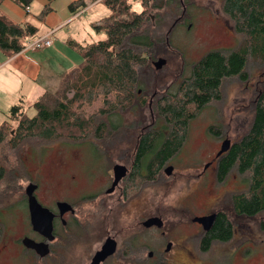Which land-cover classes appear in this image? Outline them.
I'll list each match as a JSON object with an SVG mask.
<instances>
[{
	"label": "trees",
	"instance_id": "obj_1",
	"mask_svg": "<svg viewBox=\"0 0 264 264\" xmlns=\"http://www.w3.org/2000/svg\"><path fill=\"white\" fill-rule=\"evenodd\" d=\"M10 1L27 11L34 0ZM52 1L44 0L42 16L51 10ZM101 1L109 14L92 26L104 32V38L91 42L67 38L66 45L81 57L80 63L67 70L54 91L45 90L29 105L34 114L26 112L23 98L5 112L6 118L0 122V199L23 188L20 182L25 175L20 174L21 167L27 174L25 178L30 176L23 160H19L20 168L13 167L9 152L30 140L97 147L118 131L120 113L146 104L142 81L153 59L170 44L169 34L177 24V11L183 1L133 0L139 1L140 10L133 9L132 0ZM85 6L84 0H77L69 4V9L75 14ZM221 7L240 41L232 48L207 50L191 64L189 74L179 80L173 91L168 89L152 101L155 119L139 134L132 168L140 176L142 188L156 181L179 154L190 122L200 110L222 98L224 81L232 77L245 79L247 63L264 59V0H222ZM38 35L35 24L13 22L0 10L3 55L10 57L20 52ZM261 85L249 127L218 161V182L233 171L244 176L241 179L245 187L231 196V212L237 217L252 218L264 212V82ZM207 131L213 136L220 134L214 125H209ZM142 188L130 182L129 192L135 195ZM4 231L5 224L0 221V242ZM232 238L233 224L220 210L198 247L207 252L214 242L226 243Z\"/></svg>",
	"mask_w": 264,
	"mask_h": 264
},
{
	"label": "rangeland",
	"instance_id": "obj_2",
	"mask_svg": "<svg viewBox=\"0 0 264 264\" xmlns=\"http://www.w3.org/2000/svg\"><path fill=\"white\" fill-rule=\"evenodd\" d=\"M182 1L183 5L177 11V24L173 26L169 34L170 44H167L161 53L153 59L156 61L158 58H163L165 63L156 68L151 62L150 69L146 70L144 81H142L145 94H147L144 107L140 108L135 105L133 109L128 108L120 113L121 115L117 117L120 123L118 131L113 136L101 140V146L72 144L64 141L48 143H38L35 140L27 141L17 150L7 154L13 167L20 168L22 160L27 173L35 174L37 168L42 167L43 175L46 178L52 177L53 190L58 191V194H60L61 187H64L65 184L68 186L66 183L68 175L74 173L79 178V186L74 188L73 192L84 190L83 194H91L103 189L104 185H101V179L103 178L102 173L106 169H111L115 163L129 164L139 134L155 119L151 103L166 90L173 91L179 80L189 74L191 64L207 50L220 47L232 48L240 41L239 35L232 29L231 20L222 10V0ZM131 2L133 9H141L139 1L132 0ZM55 3L58 2L53 0L51 7ZM43 5L44 0H34L28 8V12L31 13L29 17L33 24L46 29L47 26H52L50 24H55L59 11H50L42 16ZM108 14L109 9L101 0L93 2L84 11H80L69 20L67 25L54 28L56 29L52 34L54 45L49 50L55 52L61 61L76 60L73 65L76 66L80 63L81 57L65 44L66 39L71 37L80 42H91L104 38V32L96 31L92 24ZM169 21L172 22L171 19H168ZM10 65L4 67L0 72L4 73L6 77L8 74L12 75L17 84L21 75L15 66ZM60 69L56 70L59 72ZM245 75L246 78L243 80L236 77L226 79L223 84L222 98L203 107L193 118L185 144L179 154L168 163L173 167L170 174L163 172L156 181L145 184L140 195H133L127 202L124 211L123 206L116 200L118 194L111 195L112 198L108 199V207L104 214L109 216L107 231L109 230L110 234L122 227L124 229L116 235L118 238L125 236L126 233L130 235V233L140 231L141 224H137L138 218L154 212L163 219L165 224L164 230L167 238H163V241L176 239L185 247L177 254L173 253V260L177 264H199L193 260L191 255L193 243H190L192 238L189 239L190 237L187 236L192 230L183 226L177 228V223L184 222L195 213H203L210 208L220 209L226 212L233 224V238L226 243L213 244L210 251L204 256L211 259L213 264H264V212L252 218L237 217L231 212L232 193L245 187L246 183L243 184L241 179L244 176L238 175L235 179L234 173H231L222 184L216 186L213 185L212 175H206L207 180L203 185H200L196 177L201 166L197 163L200 159L205 161L203 158H210L223 136L226 135L228 139H237L249 127L252 120L253 102L262 87V82H264V59L250 60L246 65ZM1 76L2 74L0 79ZM58 83L56 82L50 90L54 91ZM32 87L26 83H23L21 87L23 89L21 94H23L27 107L26 112L29 115L35 112L34 108L29 105L38 96L32 93L34 90ZM1 106L0 122L6 118L4 112L10 105ZM209 125H214V129L220 134L218 136L209 135L207 131ZM168 164L167 166H169ZM81 171L94 179L86 181L87 178L80 175ZM20 174L27 176L22 167ZM25 177L23 176L20 182L23 187L21 191L13 193L8 198L0 199V208L3 206L13 207L12 204L20 199L27 184ZM212 186L213 188H211ZM111 207H114V211L108 210ZM19 211L20 209L14 208L13 213L4 210L0 214V221L5 224V231L0 242V264H42L39 259L35 263L34 259L27 260L16 257L18 248L13 241L16 235L21 232V213ZM112 217H114L115 223ZM100 225L101 221L98 222L99 227L94 228L96 234L93 233L85 240L71 244L70 254L75 257L76 262L79 260L77 264L85 263L81 256L82 253L86 254L88 251L98 248V245L102 243L105 228L104 225L103 227ZM142 232L141 236L148 249L150 248L149 250L159 251L158 249L164 246L166 241L160 245L162 238L157 229L148 228L143 229ZM167 256L170 258L171 253H168ZM131 258L130 260H132ZM148 260L149 264H154L153 258ZM107 264L110 263L107 262Z\"/></svg>",
	"mask_w": 264,
	"mask_h": 264
},
{
	"label": "flooded vegetation",
	"instance_id": "obj_3",
	"mask_svg": "<svg viewBox=\"0 0 264 264\" xmlns=\"http://www.w3.org/2000/svg\"><path fill=\"white\" fill-rule=\"evenodd\" d=\"M226 138V135L222 137V139L218 142L217 148L209 159L203 158V160L205 161H202L200 159V161L197 163V165L201 164V168L199 167V171L196 173V177L200 182V185L205 184L207 180L206 175H212L213 185L215 186L222 184L227 179L226 178L221 182L217 181L218 161L221 156H224L227 153L226 151H224L221 154L217 155V152L220 150L222 141ZM233 142L234 140L230 139V146ZM134 155L135 151L130 159L129 164L115 163L111 166V169H106V171L102 173L103 178L101 179V185H104L103 189L95 191V193L93 192L91 194H83L84 190L73 192L74 188L79 186V178L74 173L68 175V178L66 177L68 179L66 181L68 186H66L65 184L64 187H61V189L59 190L60 194H58V191L53 190L51 180L52 177L46 178L42 173V167H40L39 169L37 168L35 174L30 173V177L27 179L26 186L29 184L35 185L33 194L37 202L43 208L47 209V213L42 215V220L44 223L50 224V230L45 231V228H43L42 230H44V233H46L44 234L43 232L37 231L33 228V225L31 224V215L29 210L28 196L25 192V186L23 194L20 195V199L16 200L15 204H12L13 207L3 206L0 208V214H2L4 210L13 213L14 208L18 210L20 209V222L22 225V227L20 228L21 232L16 235L13 241L18 248L16 257L18 259H34L35 263L39 259L42 264L44 262L45 264H77L79 260H77L76 262V260L74 259L75 257L70 254L71 244H73L74 242L76 243L79 240L81 242L91 236L94 233V228L98 226V222L101 221L100 226L103 227L104 225L105 228L104 239L102 243L98 245V248L92 251H88L86 254H81L83 262L85 261L84 264L95 263L93 259L96 253L102 250L103 245L108 239L110 240L109 242H112L113 244V251L110 254L99 259L96 264H107V262L110 264H149L148 259L152 258L154 264H173V262L177 264V262L172 258L173 253L177 254L179 250H184L185 247L176 239H174L173 241H171L170 239H166V242L163 241V238H167L166 231L164 230L165 224L163 219L159 217L162 220L161 226H157L155 224L150 226L144 225V221L148 218L159 216L154 212H151L145 217L141 216L140 218H138L137 224H141L140 231L130 233V235L126 233L125 236L120 238H118L116 235L122 229H124L123 227L122 229L119 228V230L115 232L111 229V231H113L112 234H110L109 230L107 231V224L109 223L107 221H109V216H105L104 214L106 213V209L108 207V199L112 198L111 195L115 193L118 194L116 200L123 206L124 211L127 202H129V200H131V198L133 197V195H131L129 192L130 182H133L135 186L142 188V181L140 179V176L137 175V171L132 172L135 159ZM117 164L124 166L125 169L124 174H122L118 181L113 185L115 180L114 166ZM81 172L82 173H80V175L86 177V181H92L94 179V177L86 175L84 171ZM232 173H234V177L235 179H237L238 174L234 171ZM211 188H213V186ZM137 195L139 196L140 192ZM113 208L114 207L108 208V210L110 211L111 209L114 211ZM219 212L220 209L213 210L212 208H210L209 210H205L203 213H195L191 218L185 220L184 222L177 223V228L183 226L189 230H192L187 234V236L190 237L189 239L192 238V241H190V243H193L191 253L193 260L197 261L199 264H210L212 260L207 259L206 256H204L210 250L206 252L202 251L198 247L199 241L204 237L205 233H207L208 230H205L201 223L193 221V218L207 216L215 213L216 216L213 221L214 224ZM96 213L98 215H95ZM112 220L114 221V217H112ZM211 227L209 229H211ZM148 228L157 229L158 234L162 238V243H160V245H163V242H165L164 246L162 248L160 247L161 250L159 248V251H151L149 250L150 248L148 249L147 244L143 241L144 238H142L141 236L143 233L142 231L143 229ZM98 233L99 232L97 231V235ZM49 236H51L50 239ZM26 237L31 238L36 242H45L48 249L46 255L40 256L33 248L26 247L23 243V239ZM193 239H195L194 242ZM215 243L220 242H214V244ZM189 250L191 252V249ZM148 252L149 254L147 255ZM168 253H171L170 258H168L167 256ZM130 258L132 260H130Z\"/></svg>",
	"mask_w": 264,
	"mask_h": 264
},
{
	"label": "crops",
	"instance_id": "obj_4",
	"mask_svg": "<svg viewBox=\"0 0 264 264\" xmlns=\"http://www.w3.org/2000/svg\"><path fill=\"white\" fill-rule=\"evenodd\" d=\"M74 1L77 0H55V2L58 3H55V5L51 7L50 11H59V15L57 17L58 19L55 24H50L52 26H47L46 29L38 27L39 34H44L49 32L50 30H56L59 27L67 25L69 23V20H71L76 16V14L79 13L78 12L73 14L69 9V4ZM87 1H90V3H88ZM84 2L88 3V6L93 4L92 0H84ZM0 10L13 22H31V18L29 17V14L31 13L25 11L10 0H3L0 4ZM47 18L48 16L46 17V19ZM53 45L54 41L53 44L48 48L39 50H21L20 52L10 57H7L0 52V71H2L4 67L11 64L10 66H15L19 70V74L21 75L20 80L16 84L13 80L15 78H13L12 75L8 74V76L6 77L4 73L0 72V75L2 74L0 79V107H2L1 105L4 104H6L7 106H11L15 102H17L19 98H23V94H21L23 93V89L21 88L23 86V83H26L29 87L33 86L32 88H34V90L32 91V93L35 96H39L45 90H50L56 84V82H59L60 78L67 72V70L75 65L76 60L74 59L61 61L59 58H57L56 53L49 50V48H52ZM57 68H61L59 72L56 70ZM10 85H12L13 87H11ZM0 111L2 112V110Z\"/></svg>",
	"mask_w": 264,
	"mask_h": 264
},
{
	"label": "water",
	"instance_id": "obj_5",
	"mask_svg": "<svg viewBox=\"0 0 264 264\" xmlns=\"http://www.w3.org/2000/svg\"><path fill=\"white\" fill-rule=\"evenodd\" d=\"M165 60L163 58H158L156 61L153 62L154 67L158 68L161 66V64H164ZM230 146V139L226 138L222 141L220 150L217 152V155L221 154L222 152L226 151ZM172 166L169 165L167 167H165L164 171L166 174H170L171 170H172ZM124 169L125 167L122 165H115L114 166V176H115V180L113 185L118 181V179L122 176V174H124ZM35 188V185L33 184H29L26 186L25 192L28 196V203H29V210H30V215H31V224L33 225V228L37 231L40 232H45L47 230H50V224H46L43 222L42 220V215L47 213V209L43 208L36 200L34 194H33V190ZM216 214L212 213L210 215L207 216H202V217H195L193 218V221H197L199 223H201L204 227L205 230H208L212 224L213 221L215 219ZM157 225V226H161L162 225V220L159 217H150L147 220L144 221V225L146 226H150V225ZM47 227V228H46ZM43 228H45V231L42 230ZM46 234V233H44ZM48 234V232H47ZM47 236V235H46ZM51 238V236H49V239ZM110 240L108 239L105 244L102 247V250L97 252L95 257H94V261L96 264V262L103 258L104 256L110 254L113 251V244L112 242H109ZM23 243L26 247L29 248H33L37 254H39L40 256H44L47 253V244L45 242H36L35 240L31 239V238H24L23 239Z\"/></svg>",
	"mask_w": 264,
	"mask_h": 264
},
{
	"label": "built area",
	"instance_id": "obj_6",
	"mask_svg": "<svg viewBox=\"0 0 264 264\" xmlns=\"http://www.w3.org/2000/svg\"><path fill=\"white\" fill-rule=\"evenodd\" d=\"M96 1H99V0H95L93 2H96ZM87 2L90 3V1H87ZM88 3H86V6L80 11H84L86 9V7L89 5ZM27 11H28V9H27ZM53 31L54 30H50L47 33L38 35L35 38L29 40L26 43V45L23 47L22 51H24V50H39V49L50 47L53 44V39H52ZM0 65H1V62H0Z\"/></svg>",
	"mask_w": 264,
	"mask_h": 264
}]
</instances>
